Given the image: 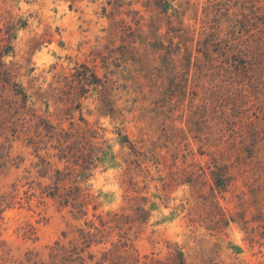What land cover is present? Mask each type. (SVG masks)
<instances>
[{
	"label": "rangeland",
	"instance_id": "obj_1",
	"mask_svg": "<svg viewBox=\"0 0 264 264\" xmlns=\"http://www.w3.org/2000/svg\"><path fill=\"white\" fill-rule=\"evenodd\" d=\"M0 199V264H264V0H0Z\"/></svg>",
	"mask_w": 264,
	"mask_h": 264
},
{
	"label": "trees",
	"instance_id": "obj_2",
	"mask_svg": "<svg viewBox=\"0 0 264 264\" xmlns=\"http://www.w3.org/2000/svg\"><path fill=\"white\" fill-rule=\"evenodd\" d=\"M56 174L60 176L62 173L60 171H56ZM60 181H62V180L56 179V182H55L56 186L53 187L52 192H51V187L48 188V189H50L49 192L47 190L41 191V197H43V195H44L45 197L56 200L59 202V204L61 206H64V207H67L69 205L75 206L76 205V199L69 196L68 193L66 192V190H65V192L61 191L60 186H59ZM5 201H6V199H0V214L2 213V211L4 209L9 207L8 204L5 203ZM4 203L6 204L5 206H3Z\"/></svg>",
	"mask_w": 264,
	"mask_h": 264
}]
</instances>
